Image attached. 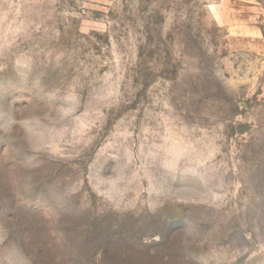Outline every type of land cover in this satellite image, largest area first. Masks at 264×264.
Instances as JSON below:
<instances>
[{"label":"rangeland","instance_id":"obj_1","mask_svg":"<svg viewBox=\"0 0 264 264\" xmlns=\"http://www.w3.org/2000/svg\"><path fill=\"white\" fill-rule=\"evenodd\" d=\"M0 0V264H264V0Z\"/></svg>","mask_w":264,"mask_h":264},{"label":"crops","instance_id":"obj_2","mask_svg":"<svg viewBox=\"0 0 264 264\" xmlns=\"http://www.w3.org/2000/svg\"><path fill=\"white\" fill-rule=\"evenodd\" d=\"M259 0H219L210 10L214 19L231 30L236 29L235 23H251L254 14L259 12Z\"/></svg>","mask_w":264,"mask_h":264}]
</instances>
